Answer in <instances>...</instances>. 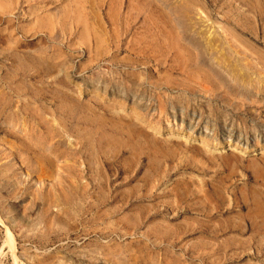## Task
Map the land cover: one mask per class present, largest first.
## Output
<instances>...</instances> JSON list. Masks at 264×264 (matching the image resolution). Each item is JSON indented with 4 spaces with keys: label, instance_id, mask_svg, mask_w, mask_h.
Here are the masks:
<instances>
[{
    "label": "rangeland",
    "instance_id": "rangeland-1",
    "mask_svg": "<svg viewBox=\"0 0 264 264\" xmlns=\"http://www.w3.org/2000/svg\"><path fill=\"white\" fill-rule=\"evenodd\" d=\"M0 264H264V0H0Z\"/></svg>",
    "mask_w": 264,
    "mask_h": 264
}]
</instances>
